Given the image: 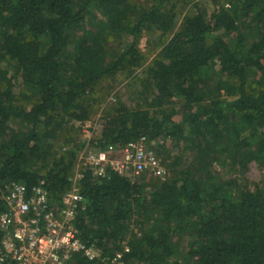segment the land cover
<instances>
[{
    "label": "trees",
    "instance_id": "obj_1",
    "mask_svg": "<svg viewBox=\"0 0 264 264\" xmlns=\"http://www.w3.org/2000/svg\"><path fill=\"white\" fill-rule=\"evenodd\" d=\"M155 34L150 60L141 42ZM138 69L148 98L78 139L99 85ZM141 137L178 145L168 177L85 170L75 224L101 256L75 264H105L125 247L127 264H264V178L251 187L237 176L251 161L264 169V0L209 13L196 0H0V213L14 182L60 200L87 142Z\"/></svg>",
    "mask_w": 264,
    "mask_h": 264
},
{
    "label": "built area",
    "instance_id": "obj_2",
    "mask_svg": "<svg viewBox=\"0 0 264 264\" xmlns=\"http://www.w3.org/2000/svg\"><path fill=\"white\" fill-rule=\"evenodd\" d=\"M82 128L87 122L79 123ZM100 131L102 129L100 128ZM86 147L77 154L71 188L60 200L50 197L43 185L28 187L14 182L5 195L7 209L0 213V263L10 264H75L82 254L89 258L101 256L94 246L86 245L75 220L83 209V194L79 182L89 169L96 177H107L108 172L129 175L132 178L151 174L165 180L168 169L151 149L146 137L131 140L122 146L109 145L104 150ZM116 251L104 256L105 264H127L124 253Z\"/></svg>",
    "mask_w": 264,
    "mask_h": 264
},
{
    "label": "rangeland",
    "instance_id": "obj_3",
    "mask_svg": "<svg viewBox=\"0 0 264 264\" xmlns=\"http://www.w3.org/2000/svg\"><path fill=\"white\" fill-rule=\"evenodd\" d=\"M224 1L225 0H196V2H201V6H203L208 11V13L214 8L218 7L220 3ZM189 7L190 6L186 7L185 10L189 9ZM158 38V35L155 34L149 37V42L147 38L142 39L143 41L141 42V48L143 50H147V56H149L148 59L154 56L152 52L154 49H157L156 44L158 42ZM149 50L151 52H149ZM143 75L142 69H138L134 73L133 79H129L125 74H119L115 78L104 80L97 88L98 91L96 95L98 96V101L96 110L92 118L87 122V126L82 128L78 127V123L75 124L78 139L85 140L90 138V136H99L102 132L100 131V128L103 129L105 115H111L113 112L112 110L117 108L120 104H126V106L130 109L139 107V103L143 102L142 99L149 96V94L152 92L150 89L144 88L145 86L142 82ZM135 76L137 78H135ZM144 89L146 92L141 95L140 92H143ZM151 96L152 95H150V98ZM175 119L180 121L181 115H176ZM61 144L62 143L59 141L57 146H60ZM177 146L178 145L173 140L164 137L154 140L150 145L151 149L161 159L163 164L170 163L168 155L173 157L180 153L181 150ZM186 154L190 155V151H187ZM216 168L222 173V175H226V173L229 174L227 167L221 168L217 165ZM150 176L155 179L157 178L151 174ZM237 176L239 178H246L249 181L251 187H254L256 183L264 178V169L256 161H251L245 169L240 171V173L238 172ZM131 228L134 230V232L140 231L135 222L131 225ZM177 241L179 242L181 249H184L188 244L187 239H178Z\"/></svg>",
    "mask_w": 264,
    "mask_h": 264
}]
</instances>
